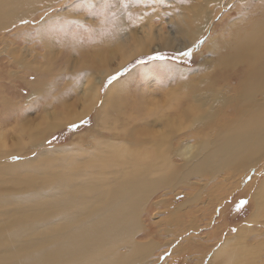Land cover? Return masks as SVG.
I'll list each match as a JSON object with an SVG mask.
<instances>
[{
	"label": "bare ground",
	"instance_id": "6f19581e",
	"mask_svg": "<svg viewBox=\"0 0 264 264\" xmlns=\"http://www.w3.org/2000/svg\"><path fill=\"white\" fill-rule=\"evenodd\" d=\"M165 1L168 0L121 2V10L101 18L102 25L111 21L106 32L93 41L94 37L89 35L86 47H76L83 59L75 68L77 76L72 75L74 78H71V86H67V95L55 102H42L41 114L31 128L22 121L18 123L12 137L18 141L9 143L6 137L12 136L10 131L5 133L0 128V264H148L149 261L152 264L158 257L150 260L148 257L155 246L161 245L152 239L139 240V235L148 229L144 216L154 217L148 207L154 203L155 194L159 193V198L153 205L159 208L165 203L164 207H167L169 193L178 186L193 185L196 191L185 201L186 207L190 202L199 201L206 193L205 188L214 186L216 180L226 181L224 175L230 182L238 177L242 179L243 171L249 179L245 189L253 190L254 210L246 221L235 226L234 234L221 238L205 263L262 264L264 261L260 254L264 235L253 228L264 222V176L259 178L258 174L264 165V100L256 97L258 91H264V9L259 10L264 0H257L250 11V0H240L243 1L240 18L227 22L222 33H217L211 23L216 7L209 9L208 4L211 2L223 9L235 0H170L169 5ZM81 2L83 0H0V59H8L4 68L7 78L24 81L30 73L55 61L53 49L80 36V33L70 31L73 23L82 24L83 28L95 25L91 22L90 11L89 17L75 15L74 9ZM89 4L92 8L107 7L99 0H91ZM125 4L127 13L123 11ZM233 6L239 7V3ZM68 9L74 12H66ZM86 22L90 26L84 25ZM166 23H172L173 32L187 43L186 46L195 45L204 33V42L217 34L210 42L214 49L210 70L229 69L228 79L242 67L240 75L244 78L238 83L242 84L241 91L226 95L228 83L216 87L210 85L214 88L208 89L197 87L187 106H183L182 99L172 92H166L163 100L155 99L148 87V100L146 95L141 107L133 108L135 116L120 105V114L125 121L119 122L116 118L114 136L100 138L95 131L88 130L83 134L90 140L87 147L77 146V143L72 147L55 146L40 149L25 161L9 159L42 147L50 131L78 122L91 110L96 119L100 111L96 108L100 86L105 79L126 61L149 50L148 42L154 36L162 41L156 45L157 49L169 45L164 35L167 34ZM156 27L162 30L158 35L155 34ZM36 30L41 33L32 34ZM147 34L149 41L144 40ZM21 35L23 45H18L16 40ZM35 40L41 43L43 52L36 51ZM118 52L121 58L113 67L109 59L116 57ZM22 69L25 70L23 75ZM180 73L186 77L193 72L183 69ZM185 77L186 80L193 78ZM206 81L203 77L201 83ZM125 82L120 79L107 86L104 104L112 99L107 108L118 106L123 93L130 91V85L127 87ZM223 88L226 89L223 91ZM34 96L32 93L26 102L32 103ZM2 99L1 107L5 106ZM70 99L73 100L70 102ZM233 100H236L235 104L230 103ZM229 104L236 106L234 110L248 108L238 116L227 114L222 120L220 114ZM74 105H79V110L72 113ZM1 114L0 124L15 116ZM232 114L235 117H229ZM184 129L189 130V137L173 148L172 142ZM173 156L181 163L176 164ZM253 165L256 170L248 174ZM8 187L11 190L6 193ZM213 192L219 197L217 190ZM206 197L210 198L208 192ZM209 221L203 225L207 226ZM217 229L216 226L195 240L213 238ZM254 231L258 237L256 243L247 241Z\"/></svg>",
	"mask_w": 264,
	"mask_h": 264
},
{
	"label": "rangeland",
	"instance_id": "374dc122",
	"mask_svg": "<svg viewBox=\"0 0 264 264\" xmlns=\"http://www.w3.org/2000/svg\"><path fill=\"white\" fill-rule=\"evenodd\" d=\"M90 1L91 0L89 1L86 0L85 2V0H83V2L79 3L80 5L78 4V8H76L77 10L73 8L76 12H74L73 9H68L66 10V12L69 11H70L69 13L74 12L75 15L82 16L83 18H85V17H89L88 15L90 11V15H92L91 22H93L95 25H92L91 27L88 28H83L84 26H82V24L75 25L73 23L72 28H69L70 31L72 33H78V35L80 33V36L77 37L76 40L75 38L73 39L74 43L73 41L71 43L65 41L62 44L64 46L61 45V47L63 48L57 47L56 49H53L52 52L55 51V55H56L54 57L55 61L51 62L48 66H42L39 69L35 70L37 71L36 73L35 72L30 73L31 76L29 78H24V81L21 78L19 79L15 78L16 80H14L13 77L7 78L8 75L5 74L7 71H4V68L6 67L5 64L7 63L8 59L5 57H1L0 87H2V90H0V100L1 98H4L2 100L5 103V106L2 107L0 106V110H1L0 113H2L1 115L7 114V116L15 115L14 118L9 119L8 121L0 124V128L5 133L10 131L12 135L6 137L8 142L10 141L9 143L13 141H18L12 138L14 137V131L16 130L18 123H21L22 121V123L26 124L28 128H31L35 122L37 123V119H38L37 116L41 114L40 111L42 108L41 106L42 102L44 103L47 101L55 102V100H60L64 95H67L66 92L68 91L67 86L68 85L71 86L72 83L71 78L73 77L72 75H74V77L77 76L74 73L75 68H77L78 65H81V62L80 63L78 62L79 60L83 59V57H81L80 55L82 54L80 49L77 50L76 47L77 46L78 48L86 47L89 35L94 37V39H91V41H93L96 38H99L100 34L105 33L106 29L110 27L111 21L108 20L107 22L108 24L106 23L105 25L104 24L102 25L101 18L104 16L110 17L112 13H114L116 10H121L122 8L121 2H124L125 0H107V3H105V0H99L102 3H104V6H107L104 8L99 6L97 7L94 6L93 8L91 6L89 7L88 5H90L89 4ZM126 1H128V3L131 2V0H126ZM236 2L239 3V7L233 6ZM170 3H172L170 2V0L165 1L166 5H169ZM242 3L243 1L235 0L234 2L230 3L228 6H224L223 9H218L219 6L218 5L216 6L211 2L208 4V8L210 7L209 9L216 7L215 9L216 11L212 16L211 23L214 26V29H216L217 33L218 32L222 33L221 30L224 29L227 22L234 21L236 20V18L240 16V12H243V10L240 9ZM250 3H251L249 7L250 9L248 8L249 11L255 8V5L257 4V0H250ZM152 7H156V6L153 5ZM163 8L166 9V11L168 12H172L170 8H166V7ZM238 8L240 11L238 10ZM151 9L153 8H149V10ZM186 9L187 8L183 10ZM261 9H264V4L262 8H260L259 10ZM126 10H127V4H125L123 11L125 12ZM165 17H166L165 19H167L169 17L168 14H166ZM120 20L122 19L120 18ZM84 25L90 26V23L86 22L84 23ZM171 26L172 23L170 24L166 23L165 32L167 34L163 32L164 35L168 38L167 40L169 45H165L164 47L157 49L156 45H159L162 41L156 36H154L153 40L151 42H148L149 50L141 52L139 55H136L135 57L131 58L128 62L126 61L125 64L122 67H120L115 73H113L112 75L110 74L111 76L109 77L115 76V79H113L111 83L108 82L109 77L105 79V83L100 86L101 91L99 92V96H98L99 100L96 104V108H99L100 111H99V116L96 117V119L94 115L95 114L94 110H91L90 113H88L84 118L79 119L78 122L64 125V127H60L56 130H53L52 132L50 131L49 132L50 134L48 133V136L45 139L42 147L40 146L38 148L30 149L28 151L29 153L14 155L9 159H15V160L20 159L21 161H25L28 158L34 157L38 150L55 147V146L59 147L62 145H66L68 147H72L75 145V143H77V146L87 147L90 145V140L87 139L83 134L88 130L95 131L96 136L100 138H107L114 136L115 133L117 132V130L113 128L115 120L118 119L119 122L125 121V118H123V114H120L122 111L120 105L122 104L123 108L125 109L127 108L128 111L135 116L136 110L141 107V102L145 99L146 95H147L146 99L148 100V94H149V91L147 89L148 87H150L152 96L155 99L163 100L166 96V92H172L174 95H177L182 99L183 106H187L189 101L188 99L191 98V93L197 92V90L195 89L197 87L200 89L203 88L208 89V88H214L219 84L222 86L223 84L226 85L228 83L229 87L227 88L228 91L226 92V95L232 93H239L241 91L242 84L238 85V83L240 81H243L244 78V75H240L242 71V67L240 68L238 67L237 72L233 73L232 76L228 79L226 78V76L228 72H231L229 69H224V71L213 70V69L210 70L211 62L213 61V56H214L213 43L210 42L217 34H214L212 36V40L210 39L208 42H206V40L205 42L203 41V44L202 46H200V48H198L199 44H197V42H195V45L193 46L192 45L186 46L185 44L187 43L184 42V40L180 36L176 35L177 34L176 32H173L174 28L173 26L172 27ZM161 32L162 30L156 27L155 34L158 35ZM37 33H41V30L40 32L36 30L32 34H37ZM81 35H84L85 37H81ZM149 36L150 35L147 34L144 40L149 41ZM205 36L206 34L204 33L203 35H201L200 38H198L199 39L198 41H202V39ZM12 38L14 39V35H12ZM22 41H23V35H21L20 39L17 38L16 40L18 45H23ZM35 42L36 40L34 41V43ZM222 45L224 44L222 43ZM36 46H37V48L35 47L36 51L40 53L43 52L41 43L39 41L36 42ZM189 48L193 49L190 58H186L179 55V53H182L188 50ZM223 50L226 49L224 48ZM157 55H159L163 59H149V57H155ZM120 58H121L120 52L116 54V57H111L109 59L111 66L114 67L117 64V62L120 61ZM24 69L26 68L24 67ZM183 69H187V70L189 69L190 71L193 72L187 75L188 77L193 76L191 80L188 79L186 80L183 78L185 76L181 75L180 73V71ZM17 70L19 69L17 68ZM2 73L4 78L2 76ZM23 73H25V70L22 69L21 74L23 75ZM203 77L207 79V81L201 83ZM120 79H124L126 81L125 85L127 87L130 85L131 87L130 91L126 94L125 92L123 93L124 95H122V97L120 98V103L118 106L110 105L107 108V104L112 99L107 104L106 103L104 104L105 97L103 94H105V92L107 91V86H110L113 82L118 81ZM10 80L12 82H10ZM206 85L207 87H205ZM210 85L214 87H209ZM234 87L236 88L234 89ZM225 89L226 88H223V91ZM121 91L123 92L125 90L122 89ZM32 93H35L36 96L33 97V101H31L32 103H27L26 101L30 98ZM256 97L259 100H264V91H258L256 93ZM72 100L73 99H70V102ZM230 103L235 104L236 100H233ZM103 104L104 106H102ZM233 104L226 105L225 107L226 110L222 114H220L223 115L222 120L224 119V116L227 114L234 113V115L238 116L248 108V106H244L238 108L237 110H234L236 109V106H233ZM76 106H75L76 108L74 107V109L71 108L72 113L75 110L76 111L79 110L78 107L79 105ZM134 107H136L135 112L133 109ZM234 115L232 114L229 117L233 118L235 117ZM126 120L130 121L128 119ZM27 121H29L30 123L29 122L26 123ZM82 121H86V122L82 123ZM143 124H145V122H143ZM73 125L75 127H73ZM35 131L37 132L38 129H36ZM188 131L189 130L187 129L180 131V134L177 135V137L172 142L173 148L179 147L181 141H183L184 138L188 136L189 133ZM197 131L201 132V130H197ZM142 140L144 143L147 142L145 139ZM29 144L30 143H28V145ZM19 148L23 150L22 146H20ZM173 158L177 160L176 164L181 163V160H179L178 157L173 156ZM255 170L256 167L254 165L251 166V168L248 171V174L249 173L253 174ZM246 173H247L246 171H243L241 176L244 175V177L242 179L241 177H238L237 179H234L231 182L229 181L230 179H228V176L224 175L223 177L227 178L226 181L225 179H223V182L220 183L218 180H216L215 185L217 186L210 185L205 188V191L206 193L207 192L209 193L210 198L207 199L206 193L205 194L203 193L202 195L203 197L201 198L202 200L199 198L198 199L199 201H195L192 204L191 202L188 203V206L190 205L189 207L188 206L185 207L184 205L188 197L191 196L193 192L196 191V188L193 185L191 186L181 185L175 188L172 193H169V197H168L169 202L166 203L168 206L164 207L165 206L164 203L159 207L160 209L155 205H153L157 201V198H159V193L155 194V198H152V202L154 203H152L151 206L148 207V210H151L153 212L154 217L153 219H150L148 215L144 216L145 223L148 224V229L147 231H143L139 235V240L152 239L157 245H161L159 247L155 246L152 250V255L148 257L149 260L153 257L155 258L156 256L158 257V260L154 261L152 264H207L205 262L210 258L211 255L210 253L216 249V247L220 244L222 239L227 238V235L229 234L230 235L234 234L235 226L238 227L240 223L246 221L247 218L250 217L252 211L254 210L253 200L251 199V194L253 190L251 189L248 192L245 189V187L249 184V179L247 178ZM258 174H259V178H262L264 176V165L262 166L261 172L259 171ZM256 176L254 177L255 180H256ZM258 182H256V184H258ZM235 184L236 187H233ZM10 190L11 189L8 187L5 189V192L8 193ZM214 190L218 191L217 193L219 197L216 196V192H213ZM211 194L214 197H212ZM203 201H205L204 205H203ZM207 201H209L210 203ZM241 201H246V203H244L243 206H241ZM179 205L180 207H178ZM171 215L175 217L173 218V216ZM207 221H209V224L207 226L203 225V223ZM262 223H257V225H253V228L255 227V229H257L261 233L263 232L264 235V230H263L264 222ZM216 226L218 229L215 230V234L213 238L208 236L205 239L203 238V240L202 239L195 240L201 236H205L207 232L212 231ZM231 231L232 233H230ZM255 233L256 231H254L253 235L252 234L249 235L247 241L251 240L254 241V243H256L258 237H256ZM204 240H207V242L205 243ZM250 244L253 243L250 242ZM179 245H181V247H179ZM173 250L176 252H174ZM260 254H262L261 258L264 259V244L261 246ZM196 256L197 258H195ZM145 264H147V262ZM148 264H151L150 261L148 262ZM262 264H264V261L262 262Z\"/></svg>",
	"mask_w": 264,
	"mask_h": 264
},
{
	"label": "snow or ice",
	"instance_id": "6c2138e0",
	"mask_svg": "<svg viewBox=\"0 0 264 264\" xmlns=\"http://www.w3.org/2000/svg\"><path fill=\"white\" fill-rule=\"evenodd\" d=\"M85 2H86V0H85ZM105 3H107V0H105ZM88 6L90 7L91 5H88ZM202 42L203 41H197V44H200ZM192 51H193V49L192 48H189L188 50H186V51H184L182 53H179V55L180 56H183V57H186V58H190L191 55H192ZM149 59H163V58L160 57L159 55H157L155 57H149ZM113 79H115V76L109 77L108 82L111 83V81ZM84 122H86V121H82V123H84ZM73 127H75V126L73 125ZM244 203H246V201H241V206H243Z\"/></svg>",
	"mask_w": 264,
	"mask_h": 264
}]
</instances>
